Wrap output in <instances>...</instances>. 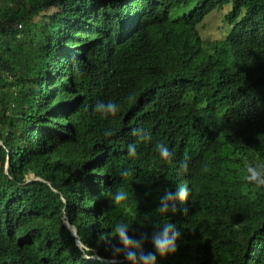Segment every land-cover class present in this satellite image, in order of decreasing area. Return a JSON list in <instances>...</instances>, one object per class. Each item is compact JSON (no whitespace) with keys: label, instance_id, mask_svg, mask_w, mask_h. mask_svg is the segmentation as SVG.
Returning <instances> with one entry per match:
<instances>
[{"label":"trees","instance_id":"obj_1","mask_svg":"<svg viewBox=\"0 0 264 264\" xmlns=\"http://www.w3.org/2000/svg\"><path fill=\"white\" fill-rule=\"evenodd\" d=\"M229 4V30L207 31ZM98 101L120 110L105 118ZM260 163L264 0H0V264H124L106 239L117 223L137 237L175 224L156 264H264V187L244 179ZM179 184L188 197L159 213Z\"/></svg>","mask_w":264,"mask_h":264},{"label":"clouds","instance_id":"obj_2","mask_svg":"<svg viewBox=\"0 0 264 264\" xmlns=\"http://www.w3.org/2000/svg\"><path fill=\"white\" fill-rule=\"evenodd\" d=\"M119 110L120 105L114 101H108L107 103L98 101L94 106V111L101 113L105 118L108 116H116ZM111 134L112 133L110 131L105 132L106 136H110ZM132 135L139 137L142 141H149L151 139L150 135L142 129H134ZM156 151L158 152L161 160L168 164L173 162L174 154L166 145L158 143L156 145ZM128 156L130 158L137 156V149L134 144L128 145ZM8 164L9 158L7 157L4 172L11 178L12 176L8 172ZM187 171L188 161L185 159L180 162L179 172L183 174ZM245 172L246 174L244 179L246 182L256 185L257 187H264V163L248 165ZM120 175L122 178H130L131 172L130 170L125 169L120 173ZM29 179L30 180L25 178L21 184H26L30 181L40 178L33 176ZM189 193L190 189L186 184L177 185L175 190H172L171 188L165 189L163 195L160 197L159 206L156 210L161 214H166L170 211L175 213L177 210L176 201H184L188 197ZM127 199L128 194L123 189H119L115 193L113 202L119 205L125 202ZM170 205L171 207H169ZM144 220L151 224L150 217L147 214L144 215ZM65 221H68L66 216H64L63 223ZM129 230L130 227L128 224L117 223L112 229V233L106 237V239L109 240L114 237L119 241V246L112 248L113 259L122 255L124 264H156L157 255L164 257L176 251V240L179 237V232L176 230L175 224L165 223L162 226L153 225L150 234L147 232H141L139 233L138 237L136 235H129ZM74 237L77 239L78 235ZM149 240L154 251L145 252L144 244ZM84 257L89 261H98L101 259L98 256L94 257V255L88 254H85Z\"/></svg>","mask_w":264,"mask_h":264},{"label":"rangeland","instance_id":"obj_3","mask_svg":"<svg viewBox=\"0 0 264 264\" xmlns=\"http://www.w3.org/2000/svg\"><path fill=\"white\" fill-rule=\"evenodd\" d=\"M231 11V4H229V5H225V7L223 8V9H221V10H217V11H213L211 14H209L207 17H206V19H205V21L204 22H206V21H208V19L210 18V17H212V16H216V15H219L220 17H222V18H219V19H215V20H213V21H211V23L210 24H206L205 26H203L205 29H207V31H211V28L210 27H215V29L218 27V25H219V23H221V20L220 19H225V22H224V25H225V28H226V30H229V27H228V25H227V22H226V18H225V15L228 13V12H230ZM208 23V22H207ZM228 32V31H227ZM222 33H224V34H226L224 31L222 32ZM201 36H202V38H203V36L204 37H210V34H208V33H206V32H203L202 31V28H201ZM31 177H33V176H28L27 177V179H29V178H31ZM71 230H72V232H73V236L76 234V230H75V228H71ZM82 246V245H81ZM94 257H96L95 255H94Z\"/></svg>","mask_w":264,"mask_h":264},{"label":"water","instance_id":"obj_4","mask_svg":"<svg viewBox=\"0 0 264 264\" xmlns=\"http://www.w3.org/2000/svg\"><path fill=\"white\" fill-rule=\"evenodd\" d=\"M28 180H30V179H28ZM64 224L67 226V228L70 230L71 234L73 235V232L71 230V228H73V227L70 225V223L68 221H65ZM76 235H77V232L74 236H76ZM76 243L78 244V246H81V243H80L78 238L76 239Z\"/></svg>","mask_w":264,"mask_h":264}]
</instances>
